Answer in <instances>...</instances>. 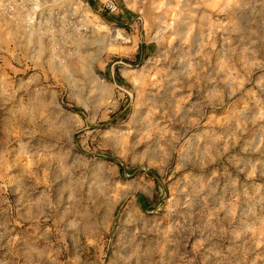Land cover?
Masks as SVG:
<instances>
[{"label": "rangeland", "instance_id": "1", "mask_svg": "<svg viewBox=\"0 0 264 264\" xmlns=\"http://www.w3.org/2000/svg\"><path fill=\"white\" fill-rule=\"evenodd\" d=\"M83 1L0 15V264H264V0Z\"/></svg>", "mask_w": 264, "mask_h": 264}, {"label": "built area", "instance_id": "2", "mask_svg": "<svg viewBox=\"0 0 264 264\" xmlns=\"http://www.w3.org/2000/svg\"><path fill=\"white\" fill-rule=\"evenodd\" d=\"M66 1L68 0H0V15L15 23L22 30L31 32L35 29V24L39 25L40 18H37V16L41 17L44 12L47 14L53 12L56 16H63L65 13H69L68 10L71 7L65 4ZM70 1L74 3L72 12L75 14L81 12L79 8L83 4L90 7L88 1L86 3L83 0ZM101 9L117 14L121 10V5L119 0H102ZM117 35L123 41L130 40L128 36H124L120 31L117 32Z\"/></svg>", "mask_w": 264, "mask_h": 264}]
</instances>
